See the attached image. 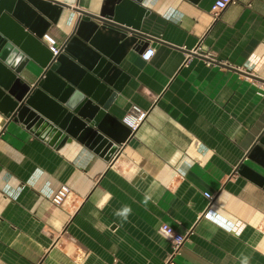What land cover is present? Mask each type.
Segmentation results:
<instances>
[{"label":"crops","instance_id":"obj_1","mask_svg":"<svg viewBox=\"0 0 264 264\" xmlns=\"http://www.w3.org/2000/svg\"><path fill=\"white\" fill-rule=\"evenodd\" d=\"M59 1L46 31L59 45L76 7L97 14L105 2ZM215 1H143L141 39L155 54L124 55L109 112L122 120L136 104L147 115L110 159L76 138L51 144L0 111V264H167L163 223L192 231L174 264H264V185L238 171L257 166L248 152L264 132V0L217 18ZM43 71L30 58L20 76L32 84ZM62 184L71 192L56 206Z\"/></svg>","mask_w":264,"mask_h":264},{"label":"water","instance_id":"obj_2","mask_svg":"<svg viewBox=\"0 0 264 264\" xmlns=\"http://www.w3.org/2000/svg\"><path fill=\"white\" fill-rule=\"evenodd\" d=\"M143 1L105 0L97 14L76 7L80 16L75 27L53 56L40 37L66 4L0 0V111L51 144L76 138L110 159L136 134L109 108L126 79L122 58L130 49L143 51L148 45L141 39L142 19L148 12ZM101 39L107 42L102 44ZM30 58L44 67L32 84L20 76ZM248 158L257 166L243 163L238 171L264 185V132Z\"/></svg>","mask_w":264,"mask_h":264},{"label":"built area","instance_id":"obj_3","mask_svg":"<svg viewBox=\"0 0 264 264\" xmlns=\"http://www.w3.org/2000/svg\"><path fill=\"white\" fill-rule=\"evenodd\" d=\"M237 0H216L212 6V12L214 17H218L220 13L232 3H236ZM41 41L49 48L53 56H56L60 52L61 45L58 44L56 38L50 33L46 32L40 37ZM155 54V48L153 46H148L142 52V58L144 60H150ZM147 115V110L141 108L139 105H132L127 114L122 118V121L131 129V131H137L145 120ZM71 192V187L68 184H62L58 190L52 196V203L56 206L63 205ZM204 195L209 200H213L214 194L210 192H205ZM160 232L166 236L172 243V252L167 264H174V257L180 253L182 246L187 240L188 236L191 234V230L183 234L176 231L172 226L167 223L161 224L159 228ZM208 264H214L212 262Z\"/></svg>","mask_w":264,"mask_h":264},{"label":"clouds","instance_id":"obj_4","mask_svg":"<svg viewBox=\"0 0 264 264\" xmlns=\"http://www.w3.org/2000/svg\"><path fill=\"white\" fill-rule=\"evenodd\" d=\"M131 212V209L129 207H125L123 209V212L122 213H117V215H122L124 216L125 219H127V215ZM243 264H248V258L245 257L244 260H243Z\"/></svg>","mask_w":264,"mask_h":264}]
</instances>
